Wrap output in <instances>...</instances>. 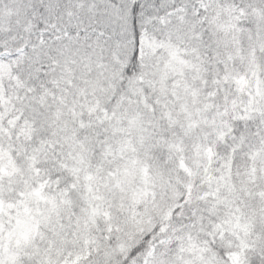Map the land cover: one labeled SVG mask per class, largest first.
<instances>
[{
  "label": "snow or ice",
  "instance_id": "obj_1",
  "mask_svg": "<svg viewBox=\"0 0 264 264\" xmlns=\"http://www.w3.org/2000/svg\"><path fill=\"white\" fill-rule=\"evenodd\" d=\"M0 264H264V0H0Z\"/></svg>",
  "mask_w": 264,
  "mask_h": 264
}]
</instances>
